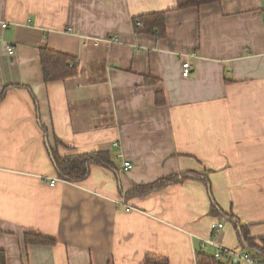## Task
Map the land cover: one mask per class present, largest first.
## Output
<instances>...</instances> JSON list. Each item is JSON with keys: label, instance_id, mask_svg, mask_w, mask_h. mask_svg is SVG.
Wrapping results in <instances>:
<instances>
[{"label": "crops", "instance_id": "0c3cea01", "mask_svg": "<svg viewBox=\"0 0 264 264\" xmlns=\"http://www.w3.org/2000/svg\"><path fill=\"white\" fill-rule=\"evenodd\" d=\"M176 7L177 0H0L8 23L0 25V93L10 87L0 99V249L8 264H146L154 254L198 264L199 254L216 251L203 249L205 239L249 252L232 216L261 243L264 0ZM162 10L165 38L135 32L136 16ZM44 44L77 57L78 72L46 82ZM186 54L195 55L188 77ZM52 150L109 152L115 166L94 164L86 179L70 182ZM125 161L134 167L125 170ZM188 172L210 188L186 178L127 195ZM216 222L224 227L214 233ZM26 233L55 243L26 244Z\"/></svg>", "mask_w": 264, "mask_h": 264}, {"label": "trees", "instance_id": "16d2710c", "mask_svg": "<svg viewBox=\"0 0 264 264\" xmlns=\"http://www.w3.org/2000/svg\"><path fill=\"white\" fill-rule=\"evenodd\" d=\"M220 0H177V9H187L200 7L202 5L219 2ZM142 24V26H140ZM134 29L136 33H146L154 35L156 38H165L168 33L166 11H155L138 15L134 18ZM40 60L43 71V78L46 82L64 80L75 75L78 72L79 61L77 57L60 51H56L48 47L46 44L40 46ZM155 79L154 77H151ZM151 80V79H149ZM9 86L0 93V99L4 98ZM156 101L158 105L166 103V96L163 91H157ZM46 130V127L43 126ZM54 164L61 178L70 182H80L86 179L91 172L94 164L112 168L115 162L109 152L94 151L89 153H73L70 155H61L57 150H52ZM186 178H199L209 188L210 181L205 176L196 172H188L184 175H171L161 178L154 183L147 185H139L132 191L128 192V196H146L153 192H159L172 184L178 183ZM220 209L217 205H213V213H219ZM231 221L239 231L240 243L250 253L251 256L264 264V237L261 243H257L253 238L249 237L246 225H242L235 216ZM26 244H47L53 245L54 238L38 235L34 233H26L24 236ZM248 252V253H249ZM198 264H228L227 262L215 259L206 253L198 255ZM0 264H8V255L5 250L0 249ZM146 264H169V260L161 255H149L146 258Z\"/></svg>", "mask_w": 264, "mask_h": 264}, {"label": "built area", "instance_id": "2783aa9c", "mask_svg": "<svg viewBox=\"0 0 264 264\" xmlns=\"http://www.w3.org/2000/svg\"><path fill=\"white\" fill-rule=\"evenodd\" d=\"M0 25L2 28H7L8 27V23L7 22H3L0 21ZM140 26H142V24H140ZM116 40H118V37L115 38ZM1 40V38H0ZM6 50L9 54L13 55L15 53V47L12 44H7L6 45ZM194 54H186L187 60H184L182 63L183 66V75L185 77H188L191 72H192V63L190 62V58L194 57ZM115 146H118L119 143L116 142L114 143ZM123 156V154L116 153V157L119 159ZM134 167L133 163L130 161H125L124 162V169L125 170H131ZM56 184V179H53L51 181V185L55 186ZM128 211L131 210V208L127 209ZM224 227V223L223 222H216L213 223L212 225V230L214 231V233H217L218 231H220L222 228ZM208 244H211L213 246L216 247V251L213 254V257L215 259H218L220 261H229L230 264H242V262H245L246 264H262L259 260H257L256 258H254L253 256H251L250 253L248 252H243V253H239L233 249L230 248H226L223 247L219 242L213 240V239H205V241L203 242L202 246L203 249L205 250V248L208 246ZM228 262V263H229Z\"/></svg>", "mask_w": 264, "mask_h": 264}]
</instances>
